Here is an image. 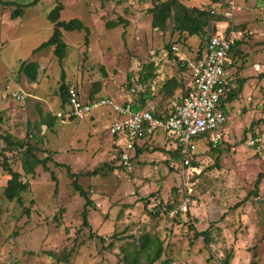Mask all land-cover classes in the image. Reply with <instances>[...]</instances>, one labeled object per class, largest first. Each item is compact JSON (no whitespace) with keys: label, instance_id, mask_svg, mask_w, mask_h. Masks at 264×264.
Here are the masks:
<instances>
[{"label":"rangeland","instance_id":"rangeland-1","mask_svg":"<svg viewBox=\"0 0 264 264\" xmlns=\"http://www.w3.org/2000/svg\"><path fill=\"white\" fill-rule=\"evenodd\" d=\"M178 1L209 9L202 4L204 0ZM246 1L228 25L241 40L243 55L236 57V68L227 72L230 76L239 69L235 77L248 80L238 98L225 106L228 134L224 141L199 155L193 173L181 168L180 160L171 171L158 164L156 173L155 165L143 160L134 163L132 172L119 167L108 131L112 117L93 118L92 127L86 125L91 119H84L79 122L83 129L72 130L69 123L55 127L58 122L51 130L43 123L62 108L58 94L62 75L81 97L94 92V97L110 96L117 101V95L137 87L136 79L142 78L141 69L147 71L149 59L158 60L161 66L168 58V47H177L171 55L179 59L174 54H180L183 61L172 68L164 65L163 72L185 74V82L191 84L189 64L197 56L187 45L199 39L189 37L186 45L171 32L172 27L162 32L152 29V0H130L128 5L112 1L102 21L126 16L129 25L114 30L94 27L88 49L82 46L83 31L63 32L68 47L61 64L52 48L31 56L52 33L46 13L55 4L43 2L37 17L27 16L16 30L0 28V133L27 137L31 143L36 136L41 140L38 157L50 158L47 171L39 166L34 176H24L19 153L7 151L0 140V159H7L11 169L21 173V181L29 183L22 204L10 202L3 193L9 176L0 169V264H121L120 248L142 234L156 236L163 244V256L155 264H264V177L256 185L258 175L264 174V156L248 147L250 136L264 135V78H259L264 74V0ZM64 17L70 19L69 13ZM214 20L209 22L210 34ZM224 26L217 25L218 29ZM16 59L39 65L35 83L18 74ZM253 63L260 69L254 71ZM10 92L23 99L16 101ZM164 101L168 104L170 100ZM108 109L94 112L106 115ZM65 166L73 174L80 173L75 182L93 206L85 207ZM94 170L98 173L92 174ZM166 203L174 208L186 203L187 211L175 215L166 211ZM84 208L88 227L82 225ZM190 226L196 232L207 230L208 243L195 240ZM92 234L107 240L101 244ZM110 242L112 246L107 247Z\"/></svg>","mask_w":264,"mask_h":264},{"label":"trees","instance_id":"trees-1","mask_svg":"<svg viewBox=\"0 0 264 264\" xmlns=\"http://www.w3.org/2000/svg\"><path fill=\"white\" fill-rule=\"evenodd\" d=\"M38 0H34L29 5H34ZM124 1V0H119ZM211 2V5L218 3L220 0H208ZM153 5L149 9V14L151 15V27L157 31H166L168 27H172V33H177L181 40L179 42L185 43L187 38L189 37H198L200 39L199 48L196 50V56L199 58L204 50V47L208 40L207 27L211 19H216L214 22H220V19L217 17H213L209 14L208 9L204 8H196L192 6H187L178 0H152ZM12 5L10 3H3L0 0V5ZM25 7V6H24ZM23 7V8H24ZM63 6L60 0H56L55 6L48 12L46 19L52 25V33L50 37L43 43H41L38 47H36L32 54H36L43 50H47L52 48V53L56 57L59 64L62 63L63 59L67 54V44L62 39L63 32H80L83 31L84 35V45L87 46L89 44V29L83 25V23L78 19H71L68 21L60 20V12L62 11ZM22 7L16 8L12 11L10 17L15 19L22 14ZM128 21L124 18H117L116 20H106L104 22V28L106 30L114 29L118 26L126 27ZM242 42L241 40H236L233 42L231 49L228 53V58L230 63L226 66V70H231L236 68V57H241L243 52L240 48ZM168 47V46H167ZM168 53L171 55L172 49L168 47ZM172 59L176 60L179 64L177 58L171 56ZM39 65L36 62H27L21 61L19 62L18 74L24 75L28 82L35 83L37 81ZM239 71V69H237ZM236 70V72H237ZM236 72H233L227 78V92L225 96L221 99L220 108L223 111V114L227 115V111L225 106L234 102L238 96L242 93L243 87L247 82L248 78L246 77H235ZM259 78H264V74H261ZM70 87L67 83H65L63 75L61 76V82L58 87V94L61 100V109L64 110L68 105V97H69ZM96 93L90 94L88 97L92 100L94 99V95ZM132 104V101H129ZM133 105V104H132ZM133 111H138L141 107L132 106ZM155 117H162L156 111L152 112ZM74 120V119H71ZM70 120V121H71ZM78 121V120H77ZM61 123L55 116L51 119H48L43 122L48 130H51L52 127L57 123ZM260 135V134H253ZM252 135V136H253ZM35 139V143H31L27 137L22 139L15 138L10 134H1L0 140H2L5 144V148L17 151L19 153L20 166L24 176H34L37 167L41 166L44 171L48 170L47 163L50 161V158L46 157L41 159L38 157L37 153V145L41 143V140L36 136H32ZM136 142H134V146H136ZM222 143V142H221ZM220 143V144H221ZM212 150V149H211ZM115 151L117 153V161L121 163L119 167L126 168L122 165V161L120 158V149L118 146H115ZM175 158L180 160L178 149L175 150ZM131 162V161H130ZM60 164H56L59 166ZM191 165L195 166V156L191 161ZM114 165L108 167L109 171L114 169ZM66 173L69 178L74 179L72 182V186L75 192L78 193L80 197H82L85 201V207L93 206V203L88 198L87 193L84 191L82 187H80L75 181L80 176L79 174H73L70 171L68 166H65ZM0 169L5 172L9 179L6 182V186L4 188V196L5 198L12 202L16 201L19 204H22V194L27 192L29 189V183L21 181V173L13 171L8 163L7 159H0ZM98 173V170H94L92 174ZM264 177V174H259L256 179V185L259 184L260 179ZM51 178L56 180L55 175L51 172ZM166 211H171L174 206L166 203ZM27 215H29L28 210H26ZM86 209L84 208L82 212V220L83 226L88 227V223L86 220ZM190 230L193 231V238L196 240L198 238H202L205 243L207 241V230L202 232H196L193 226L189 227ZM93 235V234H92ZM94 238L98 239L101 244L106 242V238L98 235H93ZM115 235L111 236L114 238ZM111 242L107 245V247H111ZM163 244L160 239L156 236H150L149 234H142L137 239H133L130 243H127L125 246L120 248V259L119 263L121 264H155L160 261L163 256Z\"/></svg>","mask_w":264,"mask_h":264},{"label":"built area","instance_id":"built-area-1","mask_svg":"<svg viewBox=\"0 0 264 264\" xmlns=\"http://www.w3.org/2000/svg\"><path fill=\"white\" fill-rule=\"evenodd\" d=\"M246 0H220L211 5L209 14L220 19L225 26L214 29L208 37L204 50L196 57L192 67L191 88L186 96L170 102L168 113L162 117L153 116L150 110L133 111L132 104L127 101L117 104L109 98L98 97L92 100H81L76 91L69 90L67 109L55 113L60 122L82 120L95 109L109 107L117 116L108 131L112 136L124 138L120 148L122 165L129 168L134 142L148 138L154 133H161L172 140L178 149L181 168L193 173L196 168L191 161L197 154V140L207 138L209 149H216L223 138V127L226 117L220 108L221 99L227 92L228 72L230 63L228 53L234 42L230 35L229 22L242 12ZM172 51L177 47L172 46ZM16 101L23 99L17 92H10ZM248 147L255 155L264 154V135H253L248 139ZM187 211V204L174 208L175 215Z\"/></svg>","mask_w":264,"mask_h":264},{"label":"crops","instance_id":"crops-1","mask_svg":"<svg viewBox=\"0 0 264 264\" xmlns=\"http://www.w3.org/2000/svg\"><path fill=\"white\" fill-rule=\"evenodd\" d=\"M3 3H10L12 5H0V28L3 29V26L7 27L8 31H13L16 30L17 28H19L22 23H23V19L28 18L27 16H30V19L32 18H36L38 13L40 12L39 10V6L45 2V1H49L50 3H53V6L55 4V0H38L36 5H29L31 4L34 0H1ZM109 0H61V4L63 6L62 11L60 12V20L62 21H68L71 19H78L80 20L83 25L85 27H87L89 29V42H91V38L90 36H92V31L94 27H102L104 28V22L102 21V17H105V12L106 10L111 7L112 5H114L112 3V1L115 0H111L109 1V5L108 2ZM195 0H193L194 2ZM191 2V0H189V3ZM205 3H202L203 5H205V8L207 7H211V2L208 0H204ZM122 5H128L127 3H130V0L122 1ZM186 5V3H184ZM247 4V1H246ZM210 5V6H209ZM19 6L22 7L23 11L22 14L15 18L12 19L10 17L11 13L13 10H15L16 8H19ZM25 6V7H24ZM188 6V5H187ZM24 7V8H23ZM122 7H126V6H122ZM194 7V6H192ZM124 8H120L121 10H123ZM51 10V9H50ZM49 10V11H50ZM48 11V12H49ZM48 12L46 14H48ZM67 13H69V17L70 19L66 20L64 15ZM43 18V17H42ZM123 18L125 20L128 21L127 26L129 25V19L126 18V16H123ZM29 19V20H30ZM46 23V22H44ZM220 22H212V29H217V25ZM50 26L52 27V25L50 24ZM49 26V27H50ZM126 26V27H127ZM119 27V26H118ZM116 27V28H118ZM105 29V28H104ZM115 29V28H114ZM111 29V30H114ZM106 30V29H105ZM207 34L208 36H210V30H209V25L207 27ZM230 33V35L235 39L234 41L238 40L236 38V36L234 35L232 30L228 31ZM2 33H7L5 30L2 31ZM70 33H76L75 32H70ZM62 37H63V33H62ZM188 40V38H187ZM187 40L185 41L184 44L187 45ZM84 44V39L82 41V46ZM200 45V39L196 41L195 45L193 46H189L187 45V47L192 50H197L199 48ZM89 47V44L87 45V49ZM34 50V49H33ZM32 50V51H33ZM82 50V47H81ZM173 52V51H172ZM196 52V51H195ZM175 53V52H174ZM177 57H179L178 61L181 63V61H183V58L181 57L180 54H174ZM31 56H35L34 54L31 53ZM172 55H168V58L166 60H164L161 64L160 67H158V60L151 58L149 59V65L147 66V71H142V78L140 80L136 79L138 82L137 87H134L133 89L130 90V92H126L124 94L121 95H117V101L115 99H113V97L107 96V97H103V98H110L112 99L115 103L118 102L117 104H123L127 101H132V106H137V107H141V109H145V110H152L151 112H157L159 115L165 116L168 113V107L171 101L173 100H177L181 97H184L187 95L189 89L191 88V84H187V82H185V74H176L174 73H168L166 71L163 72V67L164 65L169 66L170 68L173 67L174 63L176 62V60L171 58ZM176 58V57H175ZM21 62L24 60L21 59H16L15 62ZM179 63V64H180ZM189 66H191V64H189ZM253 67H254V71L256 69H260L259 65H255L253 63ZM259 67V68H258ZM247 83V82H246ZM245 83V84H246ZM245 87V85H244ZM243 87V90H244ZM78 91V90H76ZM243 92V91H242ZM79 94V92H78ZM77 94V95H78ZM78 97L83 100V101H87V100H91L89 97H81V95L79 94ZM101 96H96L93 97L98 98ZM170 100L169 103L167 104L164 100ZM100 109V108H98ZM95 109V110H98ZM140 109V110H141ZM62 109H58L55 111L58 112ZM55 113L53 114V117L55 115ZM112 117V120H109V124H111L112 122H114L117 118V116L111 112V110L108 109V111H106V115L104 114H96L94 111L87 117L84 119H91L90 122L88 124H86L88 127L94 124V120L93 118L96 119H100V117ZM82 119V120H84ZM228 117L226 115V121H227ZM82 120H69V121H63L61 123H59L58 125H55V127L59 126L60 124H65V123H69L67 125L70 126L71 130L72 129H76V128H84L82 126L81 122ZM78 122V123H77ZM58 123V122H57ZM78 125H76V124ZM76 126H74V125ZM226 125V123H225ZM224 125V126H225ZM69 129V128H68ZM94 129V128H92ZM223 138L222 141H224V136L228 134L227 129H224L223 127ZM207 138H201L199 140H197L196 145H197V154L195 156V162L198 160V157L200 154L205 153L207 150L209 149L208 143H207ZM112 147L115 149V146H118V148L120 149L121 146L124 143V138L120 137V136H112ZM206 147V148H204ZM203 148V149H201ZM177 149L176 144L166 138L163 134L161 133H154L152 136L148 137V138H143V139H138L136 146H134V150L131 152V161L133 158H135V160H133V163H131L130 167L127 168L129 169L131 172L133 171V165L134 163H139L142 161V163H145L146 161L149 164L155 165L152 170L153 172H158L159 170L157 169V165H162L164 166L165 169H169L171 171V168L173 167V165H175L178 160L175 158V150ZM258 156H264L263 155H258ZM161 161L160 163H154V161ZM141 164V163H139ZM138 164V165H139ZM136 165V171H138V166ZM176 167V165H175ZM169 172V171H166ZM165 172V173H166Z\"/></svg>","mask_w":264,"mask_h":264}]
</instances>
